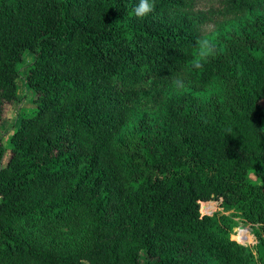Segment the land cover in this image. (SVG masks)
<instances>
[{
    "label": "trees",
    "instance_id": "1",
    "mask_svg": "<svg viewBox=\"0 0 264 264\" xmlns=\"http://www.w3.org/2000/svg\"><path fill=\"white\" fill-rule=\"evenodd\" d=\"M137 3L0 0V122L26 52L36 105L0 167V264H264V0L223 1L200 70L193 0H154L143 19ZM143 90L153 111L136 114ZM79 214L90 228L73 252L18 228ZM233 218L254 250L231 238Z\"/></svg>",
    "mask_w": 264,
    "mask_h": 264
},
{
    "label": "rangeland",
    "instance_id": "2",
    "mask_svg": "<svg viewBox=\"0 0 264 264\" xmlns=\"http://www.w3.org/2000/svg\"><path fill=\"white\" fill-rule=\"evenodd\" d=\"M223 1L224 0H193L194 10L207 16V22L202 25L203 38H213V36L217 34L218 29L224 26L225 20L221 16V12L223 11ZM32 60V54L26 52L23 56L22 63L19 66L17 100L5 107L3 118L0 122V140L5 148V155L0 162V167L6 164L9 157L11 148L10 137L18 128L20 120L32 116L36 110V105L33 102L34 94L24 84L27 75V68ZM153 104L152 93L148 90H143L142 98L134 111L136 114L152 112L154 107ZM262 105L264 107V101L262 102ZM208 205L209 204L202 205L204 211L200 209L201 215H205L202 213H205L206 210H210L209 216L219 211L217 202L210 204L209 206L211 208ZM233 223L235 228L232 231L231 238L233 240L236 239L235 241L241 245L249 247L250 250H254L256 241L253 237L252 226L240 218H233ZM18 228L25 230L29 238L39 247L58 248L73 252L88 236L90 221L85 215L79 214L75 221L68 226L34 224L31 229H25V227L19 224ZM240 228H242V230H240ZM242 231L245 232L241 233ZM141 262L144 264L143 258L141 259Z\"/></svg>",
    "mask_w": 264,
    "mask_h": 264
},
{
    "label": "clouds",
    "instance_id": "3",
    "mask_svg": "<svg viewBox=\"0 0 264 264\" xmlns=\"http://www.w3.org/2000/svg\"><path fill=\"white\" fill-rule=\"evenodd\" d=\"M154 11V0H138L136 7L133 9L135 16L143 19ZM193 59L191 60V67L200 70L204 67V63L216 55V46L214 42L207 38H199L195 42L193 50ZM173 86L177 89H183L185 83L179 75L172 80Z\"/></svg>",
    "mask_w": 264,
    "mask_h": 264
},
{
    "label": "built area",
    "instance_id": "4",
    "mask_svg": "<svg viewBox=\"0 0 264 264\" xmlns=\"http://www.w3.org/2000/svg\"><path fill=\"white\" fill-rule=\"evenodd\" d=\"M213 204L215 203V202H212ZM202 204H209L210 205V202H202V203H200V209H202ZM208 205V206H209ZM210 207V206H209ZM211 208V207H210ZM202 214H205V215H209L210 214V210H206V212L205 213H202ZM202 216H204V215H202ZM240 230H242V228H240ZM240 244V243H239Z\"/></svg>",
    "mask_w": 264,
    "mask_h": 264
},
{
    "label": "bare ground",
    "instance_id": "5",
    "mask_svg": "<svg viewBox=\"0 0 264 264\" xmlns=\"http://www.w3.org/2000/svg\"><path fill=\"white\" fill-rule=\"evenodd\" d=\"M245 231H242L241 233H244Z\"/></svg>",
    "mask_w": 264,
    "mask_h": 264
},
{
    "label": "crops",
    "instance_id": "6",
    "mask_svg": "<svg viewBox=\"0 0 264 264\" xmlns=\"http://www.w3.org/2000/svg\"><path fill=\"white\" fill-rule=\"evenodd\" d=\"M210 204H212V202H210Z\"/></svg>",
    "mask_w": 264,
    "mask_h": 264
}]
</instances>
